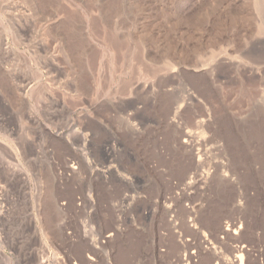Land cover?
Segmentation results:
<instances>
[{
  "label": "rangeland",
  "instance_id": "rangeland-1",
  "mask_svg": "<svg viewBox=\"0 0 264 264\" xmlns=\"http://www.w3.org/2000/svg\"><path fill=\"white\" fill-rule=\"evenodd\" d=\"M0 264H264V0H0Z\"/></svg>",
  "mask_w": 264,
  "mask_h": 264
},
{
  "label": "bare ground",
  "instance_id": "bare-ground-1",
  "mask_svg": "<svg viewBox=\"0 0 264 264\" xmlns=\"http://www.w3.org/2000/svg\"><path fill=\"white\" fill-rule=\"evenodd\" d=\"M18 167H20V166H18ZM36 230V229H35ZM2 257H4L5 259H6V256L5 255H2ZM237 258H239V260L241 259V255H239V256H237ZM4 259V260H5Z\"/></svg>",
  "mask_w": 264,
  "mask_h": 264
}]
</instances>
